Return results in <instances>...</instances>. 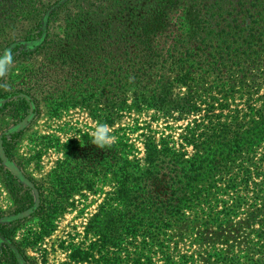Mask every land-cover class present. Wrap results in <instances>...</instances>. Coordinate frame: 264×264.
<instances>
[{
	"label": "trees",
	"instance_id": "16d2710c",
	"mask_svg": "<svg viewBox=\"0 0 264 264\" xmlns=\"http://www.w3.org/2000/svg\"><path fill=\"white\" fill-rule=\"evenodd\" d=\"M59 12L64 31L50 35ZM30 20L33 28L5 48L14 61L44 57L21 67L17 97L0 77L12 118H25L30 103L34 112L40 97L64 106L75 97L106 124L132 98L169 128L183 123L177 134L149 129L144 156L134 159L131 143L99 148L81 132L61 145L47 193L34 199L37 187L13 186L16 214L48 225L74 192L92 188L91 175L112 173L115 189L89 226L94 239L75 246V263L156 264L146 250L153 240L161 264H198L173 240L182 225L202 221L222 234L235 229L227 239L235 241L214 244L207 264H264V0H0V35ZM242 205L253 210L237 219ZM20 219L0 221L9 240L0 263L31 264L11 226Z\"/></svg>",
	"mask_w": 264,
	"mask_h": 264
},
{
	"label": "rangeland",
	"instance_id": "374dc122",
	"mask_svg": "<svg viewBox=\"0 0 264 264\" xmlns=\"http://www.w3.org/2000/svg\"><path fill=\"white\" fill-rule=\"evenodd\" d=\"M46 1L54 3L56 0ZM49 20L47 32L50 35L63 33L65 21L62 12ZM32 28L33 22L25 21L7 30L3 36L0 35L2 36L0 55L6 50L8 41L12 44V41L19 40L21 35ZM43 57V54H37L30 61L13 60L7 75L1 77L3 87L7 85L4 87L5 91L8 93L17 91L16 82L22 74L21 67L37 64ZM12 96L17 97L18 91ZM33 105L29 104L31 108L28 109L25 118L14 119L8 111L9 107L6 106L5 99L0 98V221L9 224L11 220L21 217L18 223L11 226L17 227L15 239L31 264H78L73 257L75 246L82 244L87 246L94 239L89 226L92 222L93 227V219L96 215L102 214V205L109 199L110 192L115 189L116 178L112 173L104 174V172L97 176L91 175L95 180L92 188H86L82 193L74 192L69 198L71 204L65 210L53 215L48 225L43 224L40 215L30 214V211L16 214L18 206L13 186L21 183L24 186L32 184L37 187L33 191L34 199H37L40 191L45 190L47 193L53 185L54 169L64 157L65 148H60L61 145L79 137L81 132L91 133L100 123L93 118L89 109L81 104H75V97L66 106L53 105L51 101L43 100L41 97L36 102L34 112ZM181 123L183 122L170 121L171 128H169L165 119L160 117V113H156V109L138 106L131 98L127 106L114 113L113 121L106 124L111 134L116 137L115 141L123 140L132 144L131 158L134 159L144 156L143 134L149 133V129L158 131L157 136L161 132L177 134L181 131L177 129ZM172 128L174 131L171 130ZM10 133L16 136L13 137ZM5 140L8 142L10 140L8 147L5 146ZM252 210L251 206L242 205L238 210L237 219L249 217ZM201 223L184 224L179 227L175 231L173 240H177L178 246L176 247L175 243L173 246L182 255H190L198 259V264H207V256L214 244L217 243L222 247L223 243L220 241H223L224 246L229 247L226 240L229 231L232 230L234 234L235 229H229L222 234L217 225L214 224L207 229ZM242 229L239 236L237 234V239L241 238ZM227 241L235 240L230 237ZM7 242L9 240L0 235V244ZM147 249L150 250L147 254L155 255L156 264L164 262L161 258V247H158L153 240H150Z\"/></svg>",
	"mask_w": 264,
	"mask_h": 264
},
{
	"label": "clouds",
	"instance_id": "9594fccd",
	"mask_svg": "<svg viewBox=\"0 0 264 264\" xmlns=\"http://www.w3.org/2000/svg\"><path fill=\"white\" fill-rule=\"evenodd\" d=\"M13 62L12 50H5L4 53L0 55V77L7 75ZM4 87H7V85H4ZM90 134L92 136V143L99 148L110 146L116 140V137L111 134L109 126L105 123H98Z\"/></svg>",
	"mask_w": 264,
	"mask_h": 264
}]
</instances>
